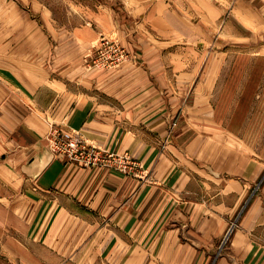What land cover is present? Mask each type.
Returning a JSON list of instances; mask_svg holds the SVG:
<instances>
[{"label": "crops", "instance_id": "obj_1", "mask_svg": "<svg viewBox=\"0 0 264 264\" xmlns=\"http://www.w3.org/2000/svg\"><path fill=\"white\" fill-rule=\"evenodd\" d=\"M129 3L136 4V21L123 33L139 63L91 73L84 47L119 25L110 10L59 33L76 41L72 62L74 50L52 46V13L36 12L40 0H0V258L264 264V188L235 223L254 176L224 170V156L238 158L227 152L224 132L238 128L211 121L213 91L200 76L209 62L203 53L186 55L180 0ZM227 13L224 34L242 43L240 56L253 57L246 64L251 81L264 68V0H224ZM199 78L185 94L187 81ZM187 97L194 98L190 108ZM175 117V135L166 141ZM53 124L110 151L131 152L140 176L55 160L47 140Z\"/></svg>", "mask_w": 264, "mask_h": 264}, {"label": "rangeland", "instance_id": "obj_2", "mask_svg": "<svg viewBox=\"0 0 264 264\" xmlns=\"http://www.w3.org/2000/svg\"><path fill=\"white\" fill-rule=\"evenodd\" d=\"M200 1L201 0H196L195 5H193L194 3H188L189 0H180V3L177 5L179 9L175 6L179 11V27L181 29V34H183L180 41L184 40V42H186V44L183 43V46L189 48V52H186L188 57L193 58L196 52H199L200 54H204L202 58L204 64L206 61L209 62V68H204L200 76L203 78L204 82L208 80L206 91H209L210 87L213 91L210 102L211 106H213V117L211 121L213 123H222L225 127L228 125L238 128V131H232L230 133L224 132V136H228L227 140L224 137V142L226 143L227 141V143H229V147L226 148L227 152L230 154H238V158L232 155L224 156V170L226 168L229 171L227 172L228 174H232L231 172H242V170H244L249 171V173H252L254 176H251L250 181H248L249 184L246 187V196L243 204L237 212V215L233 218L236 223L240 215H243V213L247 211L253 204L254 199L261 194L264 188V68H262L257 75L255 73V78L248 81V67L246 64L252 60L253 57L250 54L240 56L243 54H239L242 50L239 46H242V43H238L233 38L227 37V34H224V30L227 27L226 23L228 24L230 21V19L228 21L230 17L229 14H224V0H212L214 8L208 4L207 1L210 0H202L203 3ZM40 2L41 4L37 5L36 12H43L46 10L52 13L49 20L52 25L50 26L52 28V46L62 44L68 46L70 53L74 50L71 54L72 62H76L77 59L75 52L76 41L71 35H69L67 40V36L61 37L59 33L63 30L62 34H64V30L68 29L70 34L73 32L74 28L82 24L88 25L92 15L95 13L101 14L106 12L105 10H110L113 15H116V20L119 25L113 29V32L104 31L102 35L119 41L124 46L129 45L128 39H131V36L123 32L125 29L127 30L133 27L136 21L132 16L133 14L130 12L136 4L129 3L130 0H40ZM21 6L27 8L25 5ZM161 7L163 8V6ZM146 9L147 7L144 11ZM171 9L170 7L169 10ZM22 10L24 9L22 8ZM161 11L167 12L168 10L163 8ZM172 11L177 13V11L173 9ZM119 27H121L122 31L119 30ZM234 27L236 26L234 25ZM56 31H58V35ZM133 34L135 35V33ZM100 36L94 41L85 44L83 59L85 65L87 64V70L91 73H97L101 71L117 70L123 67L125 64L115 69L90 70L88 68V64L90 65L91 60L89 62L86 61V57L91 53L90 50L92 51V48L98 45ZM260 44L263 43L261 42ZM197 47L200 50H194ZM64 49L65 47L61 50L64 51ZM57 54L59 55V53ZM55 55L56 53H54V56ZM263 55L264 54H261L259 57L261 58ZM58 59L59 57L57 60ZM139 61V59H136L135 63L133 60H130L129 63L138 64ZM55 71H60L59 64ZM202 78L187 81L185 94H191L196 83L202 80ZM188 98L189 97H187L186 102H188L190 108L194 98ZM177 121L178 117H175L169 125L166 141L170 140V138H173L175 135L174 129L177 127ZM53 126L63 127V124H53L51 128ZM105 150L110 151L108 149ZM111 152L120 154L129 151ZM129 153L134 161L139 164L140 162L138 159H136L131 152ZM253 162L255 164H253ZM133 168L134 166L130 167V169ZM106 169L116 170L112 168ZM133 174L140 176L139 173L136 174L135 170ZM7 230V233L10 234L11 232L9 229ZM17 263L20 264L19 262ZM0 264H14V262L0 258Z\"/></svg>", "mask_w": 264, "mask_h": 264}, {"label": "built area", "instance_id": "obj_3", "mask_svg": "<svg viewBox=\"0 0 264 264\" xmlns=\"http://www.w3.org/2000/svg\"><path fill=\"white\" fill-rule=\"evenodd\" d=\"M90 52L86 57V61L91 60L90 65L88 64L90 70L115 69L129 63L130 60L136 63V59H138L137 53H132L119 41L105 35L100 36L98 45L94 46ZM48 142L55 160L62 159L84 169L112 168L126 173V175H134V170L137 174L141 169L140 164H137L129 153L120 157L115 153L106 152L83 139L79 133L67 131L58 126L51 128ZM131 166L134 168L130 169Z\"/></svg>", "mask_w": 264, "mask_h": 264}, {"label": "bare ground", "instance_id": "obj_4", "mask_svg": "<svg viewBox=\"0 0 264 264\" xmlns=\"http://www.w3.org/2000/svg\"><path fill=\"white\" fill-rule=\"evenodd\" d=\"M95 70V69H94ZM58 127H60V126H58ZM61 128H63V127H61ZM64 129V128H63ZM51 130V129H50ZM70 131V130H69ZM74 132H76V131H74ZM77 133H79V132H77ZM49 134V133H48ZM80 134V133H79ZM80 136L83 138V139H86V137H84L82 134H80ZM86 140H88V139H86ZM89 141V140H88ZM89 143H91V144H93V145H95L94 143H92L91 141H89ZM95 146H97V147H99L98 145H95ZM99 148H101V147H99ZM101 149H103V148H101ZM103 150H105V149H103ZM106 152H107V150H105ZM108 152H111V151H108ZM111 153H114V152H111ZM125 153H129V152H122V153H120V154H118V153H115V154H117L118 156H120V157H123V154H125ZM130 154V153H129ZM52 155H53V153H52ZM131 156V155H130ZM132 157V156H131ZM54 158V157H53ZM72 164V163H71ZM75 165V164H74Z\"/></svg>", "mask_w": 264, "mask_h": 264}]
</instances>
